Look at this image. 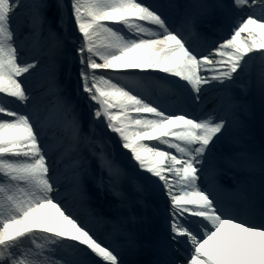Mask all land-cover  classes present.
Segmentation results:
<instances>
[{
  "label": "snow or ice",
  "instance_id": "snow-or-ice-1",
  "mask_svg": "<svg viewBox=\"0 0 264 264\" xmlns=\"http://www.w3.org/2000/svg\"><path fill=\"white\" fill-rule=\"evenodd\" d=\"M0 97V264H264V0H0Z\"/></svg>",
  "mask_w": 264,
  "mask_h": 264
},
{
  "label": "bare ground",
  "instance_id": "bare-ground-1",
  "mask_svg": "<svg viewBox=\"0 0 264 264\" xmlns=\"http://www.w3.org/2000/svg\"><path fill=\"white\" fill-rule=\"evenodd\" d=\"M151 88H152V92H153V93L156 92V94H157L159 91H161L160 89L155 88V87H151ZM158 90H159V91H158ZM9 105L14 106L13 103H11V104H9ZM14 107H15V106H14ZM199 114H201V109L197 112V115H199ZM125 159H126V158H125Z\"/></svg>",
  "mask_w": 264,
  "mask_h": 264
}]
</instances>
